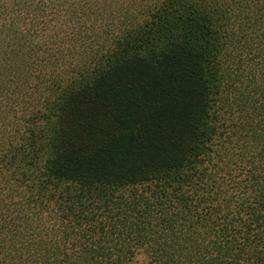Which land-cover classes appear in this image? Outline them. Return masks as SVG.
<instances>
[{"label": "trees", "instance_id": "1", "mask_svg": "<svg viewBox=\"0 0 264 264\" xmlns=\"http://www.w3.org/2000/svg\"><path fill=\"white\" fill-rule=\"evenodd\" d=\"M140 257L264 264V0H0V264Z\"/></svg>", "mask_w": 264, "mask_h": 264}, {"label": "rangeland", "instance_id": "2", "mask_svg": "<svg viewBox=\"0 0 264 264\" xmlns=\"http://www.w3.org/2000/svg\"><path fill=\"white\" fill-rule=\"evenodd\" d=\"M170 20H172L171 21V23L170 24H173V18H170ZM169 20V21H170ZM171 29H173V26L172 27H168V25L167 26H165L163 29H162V31H164V33H163V35L161 36V37H163V38H166V36H172V35H174V30H171ZM135 264H147L146 263V261L144 260V258L143 257H140L137 261H136V263Z\"/></svg>", "mask_w": 264, "mask_h": 264}]
</instances>
